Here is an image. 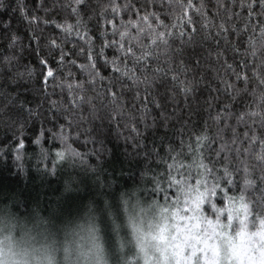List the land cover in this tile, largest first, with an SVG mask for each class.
Returning a JSON list of instances; mask_svg holds the SVG:
<instances>
[{"label":"trees","instance_id":"obj_1","mask_svg":"<svg viewBox=\"0 0 264 264\" xmlns=\"http://www.w3.org/2000/svg\"><path fill=\"white\" fill-rule=\"evenodd\" d=\"M196 189L215 239L264 219V0H0L2 216L95 203L123 264L122 206L136 230Z\"/></svg>","mask_w":264,"mask_h":264},{"label":"rangeland","instance_id":"obj_2","mask_svg":"<svg viewBox=\"0 0 264 264\" xmlns=\"http://www.w3.org/2000/svg\"><path fill=\"white\" fill-rule=\"evenodd\" d=\"M179 196L172 200L177 209L172 218L158 211L153 222L136 230L130 208L122 206L124 240L130 244L124 246L123 264H264V219L250 222L245 210L229 207L225 216L229 215L239 235L215 239L209 234L210 230L216 234L215 225L202 216L200 190ZM92 204L81 218H68L65 226L54 224L52 217L18 222L0 214V264H112L100 228L104 221ZM132 252L133 259L127 258Z\"/></svg>","mask_w":264,"mask_h":264}]
</instances>
